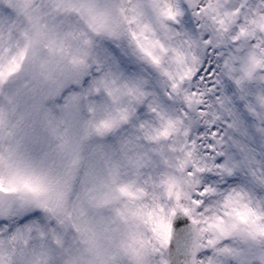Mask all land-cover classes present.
Segmentation results:
<instances>
[{"label": "snow or ice", "instance_id": "1", "mask_svg": "<svg viewBox=\"0 0 264 264\" xmlns=\"http://www.w3.org/2000/svg\"><path fill=\"white\" fill-rule=\"evenodd\" d=\"M0 264H264V0H0Z\"/></svg>", "mask_w": 264, "mask_h": 264}, {"label": "clouds", "instance_id": "2", "mask_svg": "<svg viewBox=\"0 0 264 264\" xmlns=\"http://www.w3.org/2000/svg\"><path fill=\"white\" fill-rule=\"evenodd\" d=\"M77 28L85 35L78 41H71L66 47L63 59L60 65V70L63 73H73L77 70L75 61L84 58L80 49L87 50L88 56L86 62L89 65L88 74L90 76H99L103 74L109 67L106 62L108 53L114 55L120 61L121 70L128 75L141 74L142 67L134 56L135 44L131 37V26L128 24L122 25L121 35L118 38L108 36L107 33L97 24L99 31H94L87 23H78ZM91 41L90 45H85L83 40ZM100 68L101 71H97ZM28 83V80L23 81ZM93 99L97 103H103L107 98L105 96H96ZM86 115V113H85ZM28 147L35 154L40 155L45 152H51L53 142L46 138L45 134L37 129L30 133L28 137ZM78 186L73 189L70 194V199H74Z\"/></svg>", "mask_w": 264, "mask_h": 264}]
</instances>
